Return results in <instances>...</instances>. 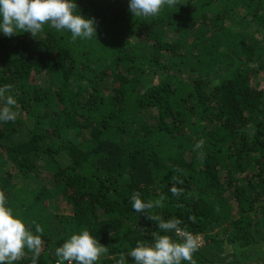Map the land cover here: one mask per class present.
<instances>
[{
  "label": "trees",
  "instance_id": "16d2710c",
  "mask_svg": "<svg viewBox=\"0 0 264 264\" xmlns=\"http://www.w3.org/2000/svg\"><path fill=\"white\" fill-rule=\"evenodd\" d=\"M75 3L95 37L47 23L0 34V87L17 101L0 123V193L42 240L14 264H57L82 230L107 249L97 264H132L138 242H182L154 216L199 237L194 264H264V0H184L155 17ZM136 193L162 206L137 213Z\"/></svg>",
  "mask_w": 264,
  "mask_h": 264
},
{
  "label": "clouds",
  "instance_id": "9594fccd",
  "mask_svg": "<svg viewBox=\"0 0 264 264\" xmlns=\"http://www.w3.org/2000/svg\"><path fill=\"white\" fill-rule=\"evenodd\" d=\"M184 0H128L129 11L136 17H155L165 6L176 7ZM75 0H0V34L12 37L21 32H28L35 37L47 23L57 31L67 30L72 38H93L96 25L93 19L76 13ZM11 85L0 87V98L5 105L0 107V123L17 119L14 107L17 103L10 93ZM203 141L197 143L200 148ZM174 193L175 189L172 190ZM132 209L143 213L147 209L160 207L161 201L145 202L139 194L131 197ZM158 221V228L164 232H174L182 242L173 240L168 235H160L151 245L138 242L127 255L133 258L132 264H182L183 261L194 264L192 254L199 247V237L180 227L179 219ZM36 232H42L39 227ZM40 235H34L25 223L7 206L6 197L0 193V264H14L23 254L24 249L39 254ZM106 247L95 239L88 230L72 234L56 249L57 264H97ZM125 259V257H124ZM33 264H36L35 259Z\"/></svg>",
  "mask_w": 264,
  "mask_h": 264
}]
</instances>
